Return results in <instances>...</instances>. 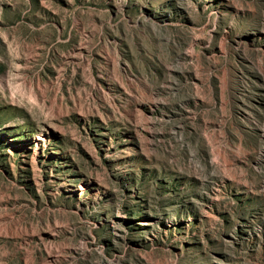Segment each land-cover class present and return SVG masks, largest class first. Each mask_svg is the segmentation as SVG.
Wrapping results in <instances>:
<instances>
[{"label":"rangeland","instance_id":"374dc122","mask_svg":"<svg viewBox=\"0 0 264 264\" xmlns=\"http://www.w3.org/2000/svg\"><path fill=\"white\" fill-rule=\"evenodd\" d=\"M0 264H264V0H0Z\"/></svg>","mask_w":264,"mask_h":264}]
</instances>
